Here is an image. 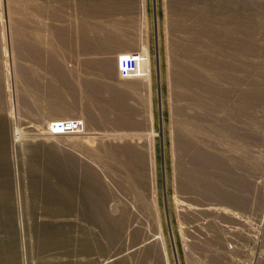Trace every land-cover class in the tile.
<instances>
[{"label":"rangeland","instance_id":"1","mask_svg":"<svg viewBox=\"0 0 264 264\" xmlns=\"http://www.w3.org/2000/svg\"><path fill=\"white\" fill-rule=\"evenodd\" d=\"M183 4L0 0V264H264V0Z\"/></svg>","mask_w":264,"mask_h":264},{"label":"built area","instance_id":"2","mask_svg":"<svg viewBox=\"0 0 264 264\" xmlns=\"http://www.w3.org/2000/svg\"><path fill=\"white\" fill-rule=\"evenodd\" d=\"M146 62H148V56L144 51H135V52L132 51L126 54H119L116 57L117 75L122 80L144 77L147 74V72L144 71V65ZM80 126L81 123L77 120L58 121L52 124V127H54V129H57L61 133L77 131ZM224 218L228 222L233 221L235 225H238L240 227L245 226L246 224V217H244V215L240 213H234L232 215L229 214L226 215V217ZM226 220L223 221L226 223L227 222ZM215 223L217 222L215 221ZM242 232H240L239 234L241 235ZM230 242L231 243L228 245V249L229 250L235 249L236 241H234V239L231 238ZM235 263L254 264V261H249V260L245 261L244 259H241L239 261L236 260Z\"/></svg>","mask_w":264,"mask_h":264},{"label":"crops","instance_id":"3","mask_svg":"<svg viewBox=\"0 0 264 264\" xmlns=\"http://www.w3.org/2000/svg\"><path fill=\"white\" fill-rule=\"evenodd\" d=\"M133 41L132 40L122 41V40L117 39V40L110 42V44H108L109 47H101V48H98V50L108 52L110 54L108 55V58H112L114 60L118 53L129 52L130 51L129 46H131V42ZM114 66H115V60H114ZM128 80H131V82H133L131 83V86L135 87V89L137 90L139 94L153 95L154 85H153V81L151 77H149L147 81L142 80V79H136V78L128 79Z\"/></svg>","mask_w":264,"mask_h":264},{"label":"bare ground","instance_id":"4","mask_svg":"<svg viewBox=\"0 0 264 264\" xmlns=\"http://www.w3.org/2000/svg\"><path fill=\"white\" fill-rule=\"evenodd\" d=\"M181 2H184V4L183 5H185V7L189 4V1L190 0H180ZM184 7V8H185ZM183 15V18L182 19H185V21H187L188 19V13H185V14H182ZM189 21V20H188ZM51 128V127H50ZM53 128L54 127H52V130H53ZM51 129H50V133H54V132H56V133H59V134H61V132H59L57 129H54L53 131H52ZM63 134V133H62ZM74 134V133H73ZM205 189H207V190H210V191H215L216 189H215V187H213V185H211V184H208V182H205ZM218 191V190H217ZM238 201H241V199H238ZM195 208V207H194ZM216 210H218V209H216ZM215 212H217V211H215ZM221 212H223V211H221V209H219L218 210V213L220 214ZM225 213H227L226 211H224L223 212V216L225 217L227 214H225ZM229 214H234V212H232V213H229ZM223 216H221V217H223ZM157 239H159V236H157ZM161 240V239H160ZM159 240V245H160V243H161V241ZM187 244V243H186ZM159 251L162 253V245H160V249H159ZM163 261H164V259H163Z\"/></svg>","mask_w":264,"mask_h":264}]
</instances>
